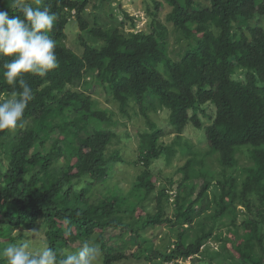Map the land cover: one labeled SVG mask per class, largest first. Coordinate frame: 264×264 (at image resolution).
I'll return each mask as SVG.
<instances>
[{
    "label": "trees",
    "instance_id": "16d2710c",
    "mask_svg": "<svg viewBox=\"0 0 264 264\" xmlns=\"http://www.w3.org/2000/svg\"><path fill=\"white\" fill-rule=\"evenodd\" d=\"M113 1L98 0L93 9ZM205 1L164 0L171 7L167 22L172 29L148 8L150 30L126 32L112 12L110 23L101 22L95 12L90 22V0H25L55 14L48 35L56 42L58 67L43 77L25 74L34 99L15 129L0 131V164L7 159L0 182V238L40 226L60 260L71 245L98 232L104 264L131 258L181 264L179 260L194 259L216 238L231 244L225 258L229 264H264V0ZM13 2L0 0V10L23 19ZM154 3L156 10L164 6ZM73 18L81 32V54L67 44L66 28ZM172 36L182 45L176 55L170 54ZM10 59L0 56V100L21 90L4 80L2 66ZM101 90L115 109L100 107L95 93ZM206 104L215 107L210 124L199 114H206ZM136 107L150 129L139 134L144 169L126 190L111 182L122 160L118 149H112L117 137L120 141L115 113L118 109L131 117ZM157 108L169 111L171 131L179 136L188 125L205 128L209 148L202 153L186 147L192 157L179 168L182 180L172 216L165 208L167 187L157 191L155 212L144 204L157 189L152 165L176 152L159 142L166 132L148 114ZM243 148L251 160L243 180L224 174L218 198L210 200L205 161L217 154L226 171L237 166ZM198 180L203 184L196 194ZM239 205L247 215L241 224L235 223ZM204 213L210 222L198 225L196 219ZM226 217L232 222L223 223ZM164 224L174 240L155 247L146 231ZM223 227L234 238L224 236ZM108 228L121 229L119 237L132 235L144 247L129 254L123 247H108Z\"/></svg>",
    "mask_w": 264,
    "mask_h": 264
},
{
    "label": "rangeland",
    "instance_id": "374dc122",
    "mask_svg": "<svg viewBox=\"0 0 264 264\" xmlns=\"http://www.w3.org/2000/svg\"><path fill=\"white\" fill-rule=\"evenodd\" d=\"M98 0H90V11L93 13L89 14L87 18L90 22H93L95 14L100 17L101 22H111V17L109 13L112 12L120 22L124 23V27L126 32H137L140 30H150V20L151 15L148 14L147 9L153 13H155L157 18L165 23L170 29H172L171 23L167 22V14L171 11V7L162 1L164 6L160 10H156L154 0H115L108 6H105L101 9H93V3ZM200 4H205V0H198ZM95 12V14H94ZM127 13L130 16V19L125 16ZM94 14V16H93ZM67 44L72 47L77 53L81 54L83 48L80 45L79 36L81 34L78 22L73 18L67 25ZM88 40L89 37L85 36ZM182 45L176 42L175 36H172L170 39V54L176 55L177 50L180 49ZM93 90V88H91ZM95 89V88H94ZM99 91V88H96ZM95 97L100 100V107L115 109L108 101L106 100V95L101 90V94L99 92L95 93ZM204 109L206 114L204 115L200 112V117L204 124L212 123V118L215 113V107L212 104L204 105ZM136 111L137 114L133 112ZM116 116L119 120V123L114 127L116 133L120 136V141L118 142V137L116 138L113 148L118 149L120 160L117 163L115 170L117 173L114 177L112 183L118 182V184L129 190L134 187L136 184V179L138 175L143 171L144 164L139 162V157L141 156L140 146V137L139 134L144 132V130H149L150 126L148 125L145 116L142 114L139 107H136L135 110H131V117L122 116V114L116 110ZM148 114L152 121H154L158 127L165 130L166 134L160 138V143L163 145L170 146L173 150H176L175 154L172 155L171 158L167 159L165 157L157 160L151 167L153 174V182L156 184V191L152 193L148 200L144 202L146 205V210L148 211H156L154 210L156 206L155 197L157 195V191L163 187H167V192L169 194V199L165 201V208L168 216H172L175 209V193L179 190V184L182 180V174L179 171V168L182 167L188 158L192 157L191 154H188L186 151V147L191 146L192 151H201L205 153L209 150L207 146V139L205 136V128H197L193 125H188L185 131L179 136L177 133H172L173 130L170 121H169V111L166 109H155L149 110ZM38 149V147H37ZM36 148L34 149V151ZM238 164L236 167L227 169L226 171L220 165L217 154H211L210 157L205 161V169L210 171V175L208 176L209 180L212 182L211 187L209 188L207 193V197L210 200H214V198H218L221 192V181L224 179V174L229 176L237 177L239 182H241L245 175V168L251 164V160L249 158V151L247 148H243L239 154L237 155ZM7 168V159H4L2 164H0V182L2 181V175ZM198 189L196 194L199 192L202 187V180H198ZM240 188V185H239ZM175 199V200H173ZM166 200V199H164ZM212 211L209 210L208 214ZM247 219L246 209L239 205L236 207V221L238 224H241L243 220ZM4 218L0 217L1 225H3ZM210 222V219L207 214L199 215L196 219V223L201 225V223ZM232 222L230 218L226 217V221L224 219L223 223ZM195 224V225H197ZM235 229V228H233ZM226 227L222 228V231L227 235V237L234 238L232 233L227 231ZM241 233L244 232V229L241 228ZM6 232V231H5ZM261 232L264 236V226L261 227ZM21 234L23 239L15 241L14 237H18ZM122 234L121 229H107L106 231V240L108 247H123L126 253H134L140 252L144 246L138 245L134 243L132 240L135 238L132 235L124 236L125 238L119 237ZM98 232H96L93 237L89 240H78L72 246V252L78 251L80 247L88 243L90 245L96 246L101 251V256L99 257V264H104V256L105 253L101 250V244L96 241V237ZM119 235V236H118ZM117 236V237H116ZM123 236V237H124ZM147 238L151 239L153 245L155 247L163 246L169 238L174 240V233L172 229L168 225H161L158 227L151 228L146 231ZM116 237V238H115ZM173 237V238H172ZM5 238V239H4ZM124 239L128 240L126 242ZM130 239V240H129ZM131 241V242H130ZM27 242L30 245V250L38 252L41 249V246L44 244H48L46 241V236L42 233V229L36 227L34 229H15L11 232H7L3 234V237L0 238V250L7 247L9 244L13 243H21ZM141 244V243H140ZM231 244L226 243L224 241H218V239L213 238L206 242L205 247L202 249V252L196 256L194 259L187 260H179L181 264H208L210 260H213L216 264H222L219 262L221 260L223 264H229L226 262L225 258H227L228 254L231 253ZM66 252V251H65ZM216 252H220V255L216 256ZM150 252L148 251L147 254ZM116 264H163L161 261L153 260L147 261L144 258L136 259L131 258L128 260H123L117 262ZM167 264V263H164ZM173 264V263H168Z\"/></svg>",
    "mask_w": 264,
    "mask_h": 264
},
{
    "label": "clouds",
    "instance_id": "9594fccd",
    "mask_svg": "<svg viewBox=\"0 0 264 264\" xmlns=\"http://www.w3.org/2000/svg\"><path fill=\"white\" fill-rule=\"evenodd\" d=\"M12 7L22 14L23 19L20 15L10 17L8 11L0 10V56L11 58L2 66L4 80L8 85L18 84L21 90L0 100V131L15 129L29 102L34 99L33 90L24 79L25 74L43 77L58 67L56 42L48 35L55 14L48 9L33 7L25 0H14ZM100 256V249L88 243L78 251H66L60 260L47 244L35 253L27 242L9 244L0 250V260L5 264H99Z\"/></svg>",
    "mask_w": 264,
    "mask_h": 264
}]
</instances>
